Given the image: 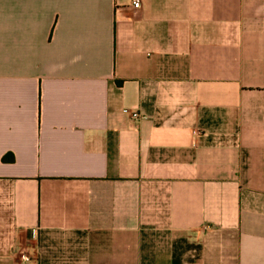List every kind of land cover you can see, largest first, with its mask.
Masks as SVG:
<instances>
[{
    "label": "crops",
    "instance_id": "0c3cea01",
    "mask_svg": "<svg viewBox=\"0 0 264 264\" xmlns=\"http://www.w3.org/2000/svg\"><path fill=\"white\" fill-rule=\"evenodd\" d=\"M140 1L0 0V264H264V0Z\"/></svg>",
    "mask_w": 264,
    "mask_h": 264
},
{
    "label": "built area",
    "instance_id": "2783aa9c",
    "mask_svg": "<svg viewBox=\"0 0 264 264\" xmlns=\"http://www.w3.org/2000/svg\"><path fill=\"white\" fill-rule=\"evenodd\" d=\"M140 3H141V1L140 0H133V7L135 8V9H139L140 8ZM131 116H132V119H140V117H141V115H140V113H138V112H133L132 114H131ZM24 260L25 261H28L29 259L28 258H24Z\"/></svg>",
    "mask_w": 264,
    "mask_h": 264
},
{
    "label": "trees",
    "instance_id": "16d2710c",
    "mask_svg": "<svg viewBox=\"0 0 264 264\" xmlns=\"http://www.w3.org/2000/svg\"><path fill=\"white\" fill-rule=\"evenodd\" d=\"M10 160H13L12 158Z\"/></svg>",
    "mask_w": 264,
    "mask_h": 264
}]
</instances>
